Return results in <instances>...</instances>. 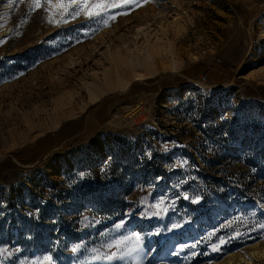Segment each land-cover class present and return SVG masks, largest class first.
I'll use <instances>...</instances> for the list:
<instances>
[{"label": "rangeland", "instance_id": "rangeland-1", "mask_svg": "<svg viewBox=\"0 0 264 264\" xmlns=\"http://www.w3.org/2000/svg\"><path fill=\"white\" fill-rule=\"evenodd\" d=\"M107 2L0 0V264H264V0Z\"/></svg>", "mask_w": 264, "mask_h": 264}, {"label": "snow or ice", "instance_id": "snow-or-ice-1", "mask_svg": "<svg viewBox=\"0 0 264 264\" xmlns=\"http://www.w3.org/2000/svg\"><path fill=\"white\" fill-rule=\"evenodd\" d=\"M130 2V0H125V3ZM33 10H39L46 8L47 11L51 12L53 8L59 9V15L63 16L69 8L75 7L78 11L74 12L73 15L84 14L88 17L100 16L103 12H107L109 8L113 7H123L122 3H108L107 0H81L80 3L74 4L73 2L69 3H59L53 4L52 0H31V5ZM49 23L53 22L51 16L48 19ZM264 227V225H261ZM224 243V241H221ZM75 251V249H74ZM108 260L116 258V254L108 255L105 257ZM50 259V258H49Z\"/></svg>", "mask_w": 264, "mask_h": 264}, {"label": "bare ground", "instance_id": "bare-ground-1", "mask_svg": "<svg viewBox=\"0 0 264 264\" xmlns=\"http://www.w3.org/2000/svg\"><path fill=\"white\" fill-rule=\"evenodd\" d=\"M71 2H73L74 4H76V3H78V2H81V0H72ZM52 3L53 4H57L56 2H55V0H52ZM5 7V6H4ZM6 9V8H5ZM95 98V97H94ZM92 99V98H91ZM255 244V245H254ZM253 245H250V248H251V251H249V254L251 255H255V254H257V256H258V254L260 253H258L257 252V248H256V245H257V243H254ZM257 247H258V245H257ZM255 250H256V252H255ZM262 250V249H261ZM263 254V253H262ZM251 255V256H252ZM228 256H231V254L230 255H228ZM227 257V256H226ZM234 257V256H233ZM234 259H235V257H234ZM220 260V259H219ZM243 260V258H242V256H239V258H238V260H234V261H232V258H229V257H227V258H225V259H223V260H220V261H217V262H213V263H211V264H233V263H237V262H241ZM232 261V262H231ZM244 261H246V260H244Z\"/></svg>", "mask_w": 264, "mask_h": 264}]
</instances>
